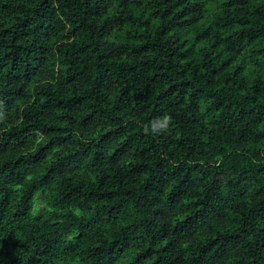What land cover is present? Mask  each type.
<instances>
[{
  "label": "trees",
  "instance_id": "1",
  "mask_svg": "<svg viewBox=\"0 0 264 264\" xmlns=\"http://www.w3.org/2000/svg\"><path fill=\"white\" fill-rule=\"evenodd\" d=\"M0 264H264V0H0Z\"/></svg>",
  "mask_w": 264,
  "mask_h": 264
},
{
  "label": "clouds",
  "instance_id": "2",
  "mask_svg": "<svg viewBox=\"0 0 264 264\" xmlns=\"http://www.w3.org/2000/svg\"><path fill=\"white\" fill-rule=\"evenodd\" d=\"M170 124V117L165 116L162 122H157L152 124V130L154 133L159 134L160 132H166L168 130V126ZM147 131V128H145Z\"/></svg>",
  "mask_w": 264,
  "mask_h": 264
},
{
  "label": "rangeland",
  "instance_id": "3",
  "mask_svg": "<svg viewBox=\"0 0 264 264\" xmlns=\"http://www.w3.org/2000/svg\"><path fill=\"white\" fill-rule=\"evenodd\" d=\"M35 207H36V212H42V211H45V209H46L45 203H43L40 196H38V198H37Z\"/></svg>",
  "mask_w": 264,
  "mask_h": 264
}]
</instances>
